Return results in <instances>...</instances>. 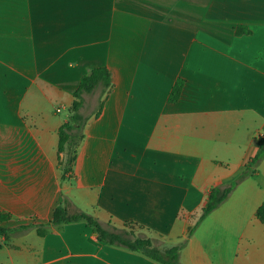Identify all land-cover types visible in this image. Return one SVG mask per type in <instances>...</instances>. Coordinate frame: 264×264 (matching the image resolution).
I'll return each instance as SVG.
<instances>
[{"label":"crops","instance_id":"crops-1","mask_svg":"<svg viewBox=\"0 0 264 264\" xmlns=\"http://www.w3.org/2000/svg\"><path fill=\"white\" fill-rule=\"evenodd\" d=\"M239 31V34L237 33ZM89 117L60 181L58 129L79 80ZM177 79L178 101L169 103ZM264 136V0H0V213L50 221L63 196L102 225L131 222L170 247ZM264 158L180 252V264H264ZM0 264H158L105 246L82 222L0 236Z\"/></svg>","mask_w":264,"mask_h":264},{"label":"trees","instance_id":"trees-1","mask_svg":"<svg viewBox=\"0 0 264 264\" xmlns=\"http://www.w3.org/2000/svg\"><path fill=\"white\" fill-rule=\"evenodd\" d=\"M239 34V31H237ZM184 81L177 79L169 93L168 102L178 101ZM101 87V96L94 116L97 117L102 109L103 95L111 87L109 71L104 67L92 69L88 74L83 75L73 93V102L68 110V115L64 123L58 129L57 145V167L60 172V181L69 178L73 172L77 149L84 139V128L89 117L81 112L84 96L91 94L95 89ZM257 153L246 160L244 167L238 177L228 186L215 187L209 195L206 203L200 209L195 223L188 229L186 238L180 242L162 248V242L158 238L152 237L136 224L127 222L122 228H116L110 223L102 225L97 218L90 213L74 205L67 197L63 196L62 201L52 211L49 222L34 224L29 222L14 228L2 226L10 216L0 213V236L8 242L12 237L26 234L30 230H35L37 236L44 237L50 227H61L72 223H85L97 236V241L105 246L118 247L133 253H137L158 264H180V252L185 247L188 239L193 235L200 223L217 207H219L235 189V187L246 178L257 174V166L264 158V136L257 139ZM256 219L264 225V201L255 212ZM128 225L136 226L141 232L139 235L128 228Z\"/></svg>","mask_w":264,"mask_h":264},{"label":"rangeland","instance_id":"rangeland-1","mask_svg":"<svg viewBox=\"0 0 264 264\" xmlns=\"http://www.w3.org/2000/svg\"><path fill=\"white\" fill-rule=\"evenodd\" d=\"M128 228L131 229L136 235H139L141 232L136 226L128 225ZM162 248H164V244H162Z\"/></svg>","mask_w":264,"mask_h":264}]
</instances>
